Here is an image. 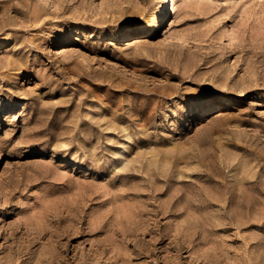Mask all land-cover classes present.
I'll return each instance as SVG.
<instances>
[{
    "label": "rangeland",
    "instance_id": "374dc122",
    "mask_svg": "<svg viewBox=\"0 0 264 264\" xmlns=\"http://www.w3.org/2000/svg\"><path fill=\"white\" fill-rule=\"evenodd\" d=\"M166 1L0 0V264H264V0Z\"/></svg>",
    "mask_w": 264,
    "mask_h": 264
},
{
    "label": "bare ground",
    "instance_id": "6f19581e",
    "mask_svg": "<svg viewBox=\"0 0 264 264\" xmlns=\"http://www.w3.org/2000/svg\"><path fill=\"white\" fill-rule=\"evenodd\" d=\"M176 5H177V0H167L166 2H164V8L159 11V15L156 17V23L161 22L164 19V17L167 16V14H170L171 12L174 13L176 9ZM131 41H134V43H147L148 42L147 36L138 37V38L132 39Z\"/></svg>",
    "mask_w": 264,
    "mask_h": 264
}]
</instances>
